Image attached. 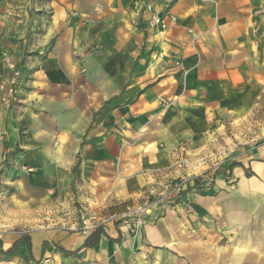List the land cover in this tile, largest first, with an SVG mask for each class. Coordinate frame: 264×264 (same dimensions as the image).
I'll return each instance as SVG.
<instances>
[{"label":"crops","instance_id":"0c3cea01","mask_svg":"<svg viewBox=\"0 0 264 264\" xmlns=\"http://www.w3.org/2000/svg\"><path fill=\"white\" fill-rule=\"evenodd\" d=\"M149 3L167 11L166 0L54 1L48 87L24 101L30 117L53 121L37 140L82 158L89 208L120 213L180 176L186 196L138 233L109 222L84 249L94 232L3 241L10 250L20 240L13 255L25 263L62 254L90 264H264V145L231 169L235 183L186 178L178 160L244 110L264 0H180L166 31L148 26ZM51 79L65 86L54 90Z\"/></svg>","mask_w":264,"mask_h":264},{"label":"rangeland","instance_id":"374dc122","mask_svg":"<svg viewBox=\"0 0 264 264\" xmlns=\"http://www.w3.org/2000/svg\"><path fill=\"white\" fill-rule=\"evenodd\" d=\"M54 1L0 0V264H90L82 256L62 254L25 263L18 255L5 254L10 250L1 246L3 241L53 233L89 236L97 227L103 229L111 222L103 221L113 215L81 202L82 158L77 156L73 162L70 152H53L51 140H37L40 134L53 132V121L30 117L31 103L24 101L31 89L48 87L41 77L49 75L45 60L57 46L47 34L54 23ZM256 35L250 71L253 85L245 108L215 126L199 149L178 159L186 178L211 174L235 183L231 169L241 166V161L256 160V150L264 145V28ZM61 66L57 71L66 70ZM49 84L54 90L65 86L56 79ZM13 134L18 141L7 138Z\"/></svg>","mask_w":264,"mask_h":264},{"label":"built area","instance_id":"2783aa9c","mask_svg":"<svg viewBox=\"0 0 264 264\" xmlns=\"http://www.w3.org/2000/svg\"><path fill=\"white\" fill-rule=\"evenodd\" d=\"M178 1L180 0H166L167 11L165 13L158 12L153 4H146L145 8L150 14L148 26L152 29L166 31L171 24H176L177 18L170 12V8ZM185 196L186 180H175L168 183L161 190L150 191L144 197V202L139 205L128 206L122 212L110 215L103 223L106 221L123 222L130 226L135 233H138L151 219H160L167 210L180 203ZM86 228L92 229L93 227Z\"/></svg>","mask_w":264,"mask_h":264},{"label":"trees","instance_id":"16d2710c","mask_svg":"<svg viewBox=\"0 0 264 264\" xmlns=\"http://www.w3.org/2000/svg\"><path fill=\"white\" fill-rule=\"evenodd\" d=\"M101 230H102L101 228H98L97 230L94 231V233H93V234L87 239L86 243H85L84 246H83V249H84V248L91 247V246H93V245L95 244V242H96V240H97V238H98V236H99ZM19 243H20V240L17 241V242H15L14 245H13V248L10 249V251H8V252L5 253V254H13L14 251H15V249L18 248ZM28 247H29V251H31V243H30V241H29V243H28ZM63 252H64V251H63Z\"/></svg>","mask_w":264,"mask_h":264}]
</instances>
